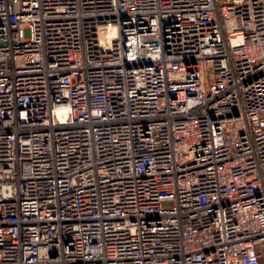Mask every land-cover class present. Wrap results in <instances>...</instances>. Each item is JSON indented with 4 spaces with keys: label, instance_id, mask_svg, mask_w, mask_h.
<instances>
[{
    "label": "built area",
    "instance_id": "built-area-1",
    "mask_svg": "<svg viewBox=\"0 0 264 264\" xmlns=\"http://www.w3.org/2000/svg\"><path fill=\"white\" fill-rule=\"evenodd\" d=\"M0 264H264V0H0Z\"/></svg>",
    "mask_w": 264,
    "mask_h": 264
}]
</instances>
